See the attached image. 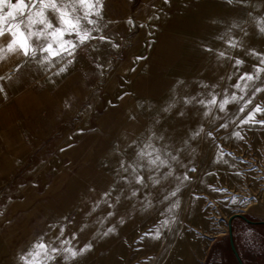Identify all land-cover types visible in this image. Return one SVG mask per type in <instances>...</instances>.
<instances>
[{"label":"rangeland","instance_id":"rangeland-1","mask_svg":"<svg viewBox=\"0 0 264 264\" xmlns=\"http://www.w3.org/2000/svg\"><path fill=\"white\" fill-rule=\"evenodd\" d=\"M24 3L0 35V264L231 263L229 219L264 221V0ZM77 18L88 39L53 35ZM232 227L264 257V228Z\"/></svg>","mask_w":264,"mask_h":264},{"label":"snow or ice","instance_id":"snow-or-ice-1","mask_svg":"<svg viewBox=\"0 0 264 264\" xmlns=\"http://www.w3.org/2000/svg\"><path fill=\"white\" fill-rule=\"evenodd\" d=\"M82 3H86V0H81ZM5 5H10L11 6V9H15V12L16 11H22L26 5L24 3V0H17V2L15 4L11 3V0H0V35H3V32H4V29L2 27L3 23L5 20H7L9 17H13L14 13L12 15H8L9 11H11L10 8L9 11H7V13H4V6ZM53 7H55V5L53 4L52 5ZM90 6V5H89ZM96 13L97 15L99 14V6L96 8ZM62 23L64 25H67L66 28H64L63 30L61 28H57L55 29V31L53 32V35H59V36H63L64 35V32H76L77 34V37L78 39L82 42L86 39H88L89 37V32L88 31H83L81 32L79 30V28L77 27V24H78V18H77V21L76 23H73L72 20H62ZM89 23H95V21H92V20H89ZM48 27H52L51 24H48L47 25ZM12 28H17L18 30V26L13 24L10 26V28L8 30H11ZM12 35L13 37L16 36V31H12ZM101 40H105L107 39L106 37L104 36H101L100 37ZM17 41L16 40H13L11 43L8 44V48L11 50L12 47H13V44L16 43ZM64 45H67L68 47H64ZM20 47L23 49L24 51V54L27 55L28 54V46L26 45L25 42L21 41L20 42ZM113 47H116L115 44H113ZM76 48V45L71 41V40H63V41H60L59 44H58V47L57 48H53L51 43H49L46 47H41L40 51L44 52V51H47L48 52V56H45L43 57L44 60H48L49 57L51 56H56V55H59L61 51H64L67 53L68 56H72L73 55V52ZM32 55L34 56L35 55V50L32 51ZM221 56L224 55V53H220ZM68 63H72L71 60L68 61ZM237 64H240L241 61L240 60H237L236 61ZM262 63H264V61H262ZM19 67V65H17V68ZM59 71L63 72L64 71V68H60ZM0 79H2V77H0ZM241 79H243V77H241ZM248 79H252V77L249 75L248 76ZM236 87H239V85H236ZM0 91H2V89H0ZM257 91H260V89H257ZM233 99H235V97L233 96ZM216 102V99L215 97L213 96L212 99L209 101V103L211 104H214ZM228 101L227 99L223 100L221 103H220V108L221 110H223L224 108V104H226ZM203 103V101H202ZM243 109H241L242 111ZM254 111H260V108L259 106L256 107V109ZM249 119L252 118V113H249ZM264 123V122H262ZM221 127H226V125H221ZM209 135H211V133H209ZM235 135L239 136L240 134L237 132L235 133ZM152 163H155V161H151ZM141 179V177L137 176V180L139 181ZM164 223H167V221H164ZM109 231H112V229H109ZM37 247H40V248H43L45 247L42 243L41 244H38ZM91 245H86L85 248H90ZM85 249H81V252H83ZM53 251H56L55 249H53ZM67 251H69L71 253L72 256H75L77 255V253L72 250V249H68Z\"/></svg>","mask_w":264,"mask_h":264},{"label":"trees","instance_id":"trees-1","mask_svg":"<svg viewBox=\"0 0 264 264\" xmlns=\"http://www.w3.org/2000/svg\"><path fill=\"white\" fill-rule=\"evenodd\" d=\"M253 227L264 228V225H256V226H253ZM233 232H234V230H233ZM227 240H228V246H229L228 248L230 250V255L232 256V259H230V261H229L231 263H229V264H239L237 259H236V257L234 256V254L232 252V249H231V246H230V239L228 238ZM236 240L237 239H234V243H235V247L237 249ZM237 252H238V254L240 256V259L243 261L244 264H263V262H264L263 255H261V258L259 257V258L254 259L253 257H251V254H249L247 250L238 251V249H237Z\"/></svg>","mask_w":264,"mask_h":264},{"label":"water","instance_id":"water-1","mask_svg":"<svg viewBox=\"0 0 264 264\" xmlns=\"http://www.w3.org/2000/svg\"><path fill=\"white\" fill-rule=\"evenodd\" d=\"M242 219L244 220L248 225H252V226H256V225H264V221H260V222H253L249 219H247L246 217H244L243 215H234L232 216L230 219H229V222H228V227H229V238H230V246H231V249H232V252L234 254V256L236 257V259L238 260V263L239 264H244L242 262V260L240 259L239 257V254L237 252V249L235 247V243H234V237H233V227H232V223L235 219Z\"/></svg>","mask_w":264,"mask_h":264},{"label":"crops","instance_id":"crops-1","mask_svg":"<svg viewBox=\"0 0 264 264\" xmlns=\"http://www.w3.org/2000/svg\"><path fill=\"white\" fill-rule=\"evenodd\" d=\"M233 234H235V236L237 237L238 236V233L236 232V233H233ZM224 236H226V235H224ZM227 237V236H226ZM223 237L221 236V235H218V236H215V237H213V238H211V245H214V244H218V243H220V242H222V239ZM238 238V237H237ZM215 255V254H214ZM240 257V256H239ZM212 259H214V257H213V255H212V257H211ZM217 259H219V258H217ZM220 260V259H219ZM219 260H217V262L219 263ZM238 261V260H237ZM243 262V261H242Z\"/></svg>","mask_w":264,"mask_h":264},{"label":"clouds","instance_id":"clouds-1","mask_svg":"<svg viewBox=\"0 0 264 264\" xmlns=\"http://www.w3.org/2000/svg\"><path fill=\"white\" fill-rule=\"evenodd\" d=\"M4 7H7V8L11 9L10 5H5ZM14 12H15V9H11V11H9L8 15H12Z\"/></svg>","mask_w":264,"mask_h":264}]
</instances>
